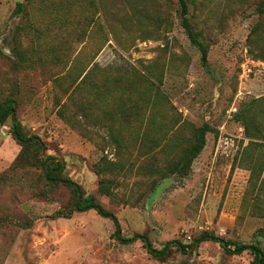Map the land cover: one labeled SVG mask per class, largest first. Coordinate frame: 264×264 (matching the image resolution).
Wrapping results in <instances>:
<instances>
[{"label":"rangeland","instance_id":"rangeland-1","mask_svg":"<svg viewBox=\"0 0 264 264\" xmlns=\"http://www.w3.org/2000/svg\"><path fill=\"white\" fill-rule=\"evenodd\" d=\"M263 1L187 0L203 62L180 0H0V102L13 100L45 147L35 156L17 142L0 169V264H255L211 240L156 258L134 235L160 249L207 231L264 249V191L250 184L252 171L264 178ZM11 124L0 143L16 140ZM204 124L185 174L175 164ZM48 156L134 239L94 209L74 210L75 190L35 164ZM25 216L32 227L13 225Z\"/></svg>","mask_w":264,"mask_h":264},{"label":"trees","instance_id":"trees-1","mask_svg":"<svg viewBox=\"0 0 264 264\" xmlns=\"http://www.w3.org/2000/svg\"><path fill=\"white\" fill-rule=\"evenodd\" d=\"M180 3L182 7L181 9L182 25L184 26L192 43L200 48L202 52V60L203 62H205L207 61L208 49L204 45V43L200 40L199 33L193 29V26L189 21V18L187 16L188 13L187 0H180ZM258 9L260 11H264V1L259 5ZM21 11H22V3L18 2L17 7L15 9V13L17 14L20 13ZM146 80L154 84V82H152L150 79L147 78ZM10 116L12 118L11 133L13 137L17 140V142L20 145L33 147L35 149V156H38L39 153L41 152L43 145L39 136L28 135L25 133L24 127L20 119L17 117L16 106L13 100L8 99L4 102H0V124H4L5 121ZM245 128H246L247 136L250 138H255V135L249 132L247 125H245ZM208 129L209 126L206 124H204L199 128H196L195 133L197 134V140L193 144L186 146L185 149L182 150L180 158L175 165L176 167H180V169H182L185 174L189 173L191 163L205 147L206 132ZM255 129L260 132L262 131L261 128H255ZM38 162H43V167H42L44 171L43 178L45 181H49L50 183L61 182L63 184L71 186L75 190L76 198L74 202V210L87 211L94 209L101 216L112 219L115 224V235L118 237V239L129 241L130 239L141 238L144 246L147 248V251L156 258H163L168 253L170 245L176 247L178 250L188 251V249L194 246L195 247L198 246L202 241L211 240L218 242L229 253L239 254L244 251H251L256 256L255 264H264V249L259 244L232 241L229 239L222 238L221 236H218L213 232H207V231L202 232L193 242L189 244L183 243L178 239L170 240L164 243V245L160 249H157L152 245L146 234H135L134 238H129V239L123 238V236L120 235L121 227H120L119 219L112 211L104 208L100 203H98L92 194H88L84 196L80 184H78L77 182H75L70 178L62 177L60 174H58V169H60L61 167L60 161H57L54 156H48L43 160L36 158L35 164H38ZM250 184L256 186L260 194L263 193L264 178L261 176V174L259 177L256 178L255 173L252 171L250 175ZM103 186L104 184H102L101 187ZM106 186L107 184H105V187ZM65 216H66L65 214L58 211L52 217L55 218V217H65ZM33 224H34V219L29 216L18 218L16 221L13 222V225L18 226L19 228H30L33 226Z\"/></svg>","mask_w":264,"mask_h":264},{"label":"crops","instance_id":"crops-1","mask_svg":"<svg viewBox=\"0 0 264 264\" xmlns=\"http://www.w3.org/2000/svg\"><path fill=\"white\" fill-rule=\"evenodd\" d=\"M10 137L9 135H7V137L5 138V142L0 143V169L4 166L9 165L19 153V150L17 149L14 155V148L18 147V143L13 138V140H10Z\"/></svg>","mask_w":264,"mask_h":264},{"label":"water","instance_id":"water-1","mask_svg":"<svg viewBox=\"0 0 264 264\" xmlns=\"http://www.w3.org/2000/svg\"><path fill=\"white\" fill-rule=\"evenodd\" d=\"M44 151H45V147H44V145H42V149H41V152L39 153V156H41ZM56 160L61 161L63 163V159L58 160V158H56Z\"/></svg>","mask_w":264,"mask_h":264}]
</instances>
